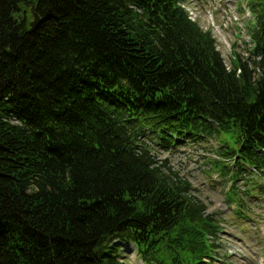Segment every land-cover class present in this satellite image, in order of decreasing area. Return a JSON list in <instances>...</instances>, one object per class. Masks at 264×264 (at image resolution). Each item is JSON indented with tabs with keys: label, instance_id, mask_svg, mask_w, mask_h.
I'll list each match as a JSON object with an SVG mask.
<instances>
[{
	"label": "trees",
	"instance_id": "trees-1",
	"mask_svg": "<svg viewBox=\"0 0 264 264\" xmlns=\"http://www.w3.org/2000/svg\"><path fill=\"white\" fill-rule=\"evenodd\" d=\"M183 1L0 0V264H131L125 242L144 264H213L216 220L147 138L226 136V200L264 198V0L229 68Z\"/></svg>",
	"mask_w": 264,
	"mask_h": 264
},
{
	"label": "rangeland",
	"instance_id": "rangeland-1",
	"mask_svg": "<svg viewBox=\"0 0 264 264\" xmlns=\"http://www.w3.org/2000/svg\"><path fill=\"white\" fill-rule=\"evenodd\" d=\"M183 6L194 22L211 32L228 68L237 55L242 59L248 56L253 47L249 0H184ZM221 138L226 136L211 134L195 142L183 139L179 142L183 144L169 148L153 145L150 138L145 140L162 171L173 179H185L191 186L190 195L203 202L206 212L216 220L219 232L213 264H264V198L255 193L254 199L245 198L243 213L236 210L234 202L226 200L231 183L211 168L214 160L221 164L230 162L217 153L223 144ZM228 142L231 144V140ZM257 181L260 182L259 177L253 175L249 183ZM236 186L241 195L245 193L241 180ZM128 243H123L118 257L131 264L143 263Z\"/></svg>",
	"mask_w": 264,
	"mask_h": 264
},
{
	"label": "water",
	"instance_id": "water-1",
	"mask_svg": "<svg viewBox=\"0 0 264 264\" xmlns=\"http://www.w3.org/2000/svg\"><path fill=\"white\" fill-rule=\"evenodd\" d=\"M32 10V8H31ZM32 16H33V19L30 21L29 25H30V29L29 31H32L36 28L37 24L39 23L40 21V17L38 14H36L35 12L32 11Z\"/></svg>",
	"mask_w": 264,
	"mask_h": 264
},
{
	"label": "bare ground",
	"instance_id": "bare-ground-1",
	"mask_svg": "<svg viewBox=\"0 0 264 264\" xmlns=\"http://www.w3.org/2000/svg\"><path fill=\"white\" fill-rule=\"evenodd\" d=\"M129 247H130V248H132V245H131V244H129ZM136 264H144V263H136Z\"/></svg>",
	"mask_w": 264,
	"mask_h": 264
}]
</instances>
